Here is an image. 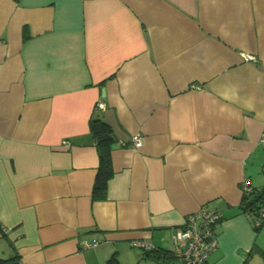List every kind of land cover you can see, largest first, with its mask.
<instances>
[{
    "label": "crops",
    "instance_id": "0c3cea01",
    "mask_svg": "<svg viewBox=\"0 0 264 264\" xmlns=\"http://www.w3.org/2000/svg\"><path fill=\"white\" fill-rule=\"evenodd\" d=\"M92 117L114 138L98 200ZM244 181L264 186V0H0V260L183 262L131 243L173 253L207 207L205 264H264Z\"/></svg>",
    "mask_w": 264,
    "mask_h": 264
},
{
    "label": "built area",
    "instance_id": "2783aa9c",
    "mask_svg": "<svg viewBox=\"0 0 264 264\" xmlns=\"http://www.w3.org/2000/svg\"><path fill=\"white\" fill-rule=\"evenodd\" d=\"M245 60H254L252 55L241 53ZM97 108H103L102 102H97ZM141 136L136 134L131 138L135 147L141 145ZM66 143V141H63ZM251 186L247 181L242 182V192H250ZM259 217H264V210L260 211ZM222 219V213L201 207L195 213L189 214L183 223L174 230L172 235L174 243V255L183 260L184 264H205L208 255L216 248V226ZM259 220L256 221V224ZM135 247L146 250L154 249V245L148 241L134 240L131 243ZM97 245L96 241H82V246L89 247ZM19 263V262H18ZM20 264V263H19Z\"/></svg>",
    "mask_w": 264,
    "mask_h": 264
},
{
    "label": "trees",
    "instance_id": "16d2710c",
    "mask_svg": "<svg viewBox=\"0 0 264 264\" xmlns=\"http://www.w3.org/2000/svg\"><path fill=\"white\" fill-rule=\"evenodd\" d=\"M89 128L95 140L99 163L92 187V198L94 200L104 199L106 197L107 183L112 176V167L110 160V149L114 141L112 131L108 123L98 117H92L89 121ZM240 208L247 212L254 223L255 229L258 231L264 226V217H259L260 211L264 210V186L261 188L251 187L250 192H243L240 202ZM259 223L256 224V221ZM147 257L164 263L167 260H172L176 256L168 251L157 249L146 250L144 253ZM0 264H19L16 259L0 260ZM107 264H117L112 257L107 261Z\"/></svg>",
    "mask_w": 264,
    "mask_h": 264
},
{
    "label": "rangeland",
    "instance_id": "374dc122",
    "mask_svg": "<svg viewBox=\"0 0 264 264\" xmlns=\"http://www.w3.org/2000/svg\"><path fill=\"white\" fill-rule=\"evenodd\" d=\"M169 264H183V262L181 260H179V259H176L174 261H170Z\"/></svg>",
    "mask_w": 264,
    "mask_h": 264
}]
</instances>
